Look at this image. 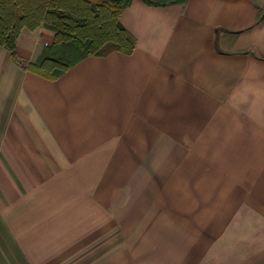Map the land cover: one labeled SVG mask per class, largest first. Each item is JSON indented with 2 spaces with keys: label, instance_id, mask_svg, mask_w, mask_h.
Masks as SVG:
<instances>
[{
  "label": "crops",
  "instance_id": "1",
  "mask_svg": "<svg viewBox=\"0 0 264 264\" xmlns=\"http://www.w3.org/2000/svg\"><path fill=\"white\" fill-rule=\"evenodd\" d=\"M259 9L130 0L132 50L55 79L0 45V264H264Z\"/></svg>",
  "mask_w": 264,
  "mask_h": 264
},
{
  "label": "trees",
  "instance_id": "2",
  "mask_svg": "<svg viewBox=\"0 0 264 264\" xmlns=\"http://www.w3.org/2000/svg\"><path fill=\"white\" fill-rule=\"evenodd\" d=\"M164 5L185 0H142ZM130 0H0V45L10 56L34 73L49 79L59 77L68 67L87 55H105L117 50L129 53L133 36L119 21ZM264 23V9L258 11ZM41 25L54 33L53 41L31 62L19 59L15 42L22 28Z\"/></svg>",
  "mask_w": 264,
  "mask_h": 264
},
{
  "label": "rangeland",
  "instance_id": "3",
  "mask_svg": "<svg viewBox=\"0 0 264 264\" xmlns=\"http://www.w3.org/2000/svg\"><path fill=\"white\" fill-rule=\"evenodd\" d=\"M39 28H44V27H42L41 25H39V26H37L36 28H34V29H32V30L27 29V28H22L20 32L25 31V30H28V31H34V30H35V31H37ZM44 29H45V28H44ZM46 30H48V29H46Z\"/></svg>",
  "mask_w": 264,
  "mask_h": 264
}]
</instances>
